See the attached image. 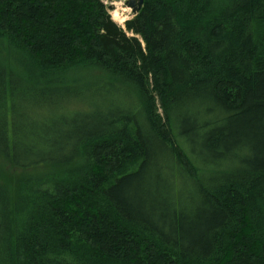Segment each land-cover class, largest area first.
Instances as JSON below:
<instances>
[{
	"label": "trees",
	"instance_id": "trees-1",
	"mask_svg": "<svg viewBox=\"0 0 264 264\" xmlns=\"http://www.w3.org/2000/svg\"><path fill=\"white\" fill-rule=\"evenodd\" d=\"M0 0V264H264V0Z\"/></svg>",
	"mask_w": 264,
	"mask_h": 264
},
{
	"label": "rangeland",
	"instance_id": "rangeland-1",
	"mask_svg": "<svg viewBox=\"0 0 264 264\" xmlns=\"http://www.w3.org/2000/svg\"><path fill=\"white\" fill-rule=\"evenodd\" d=\"M103 2H104V4L105 5H107L108 7H109V11L108 12H110V15H111V18H112V20L114 21V19L113 18H115L114 17V12L115 11H119V10H121V9H127V7H125L124 6V1L125 0H102ZM117 11V12H118ZM120 12V11H119ZM118 12V13H119ZM130 18H132V14H131V11H130V15L128 16V18L126 19V20H128V19H130ZM115 22V21H114ZM125 22V21H124ZM116 23V22H115ZM120 26H122L123 27V24L122 25H120Z\"/></svg>",
	"mask_w": 264,
	"mask_h": 264
},
{
	"label": "water",
	"instance_id": "water-1",
	"mask_svg": "<svg viewBox=\"0 0 264 264\" xmlns=\"http://www.w3.org/2000/svg\"><path fill=\"white\" fill-rule=\"evenodd\" d=\"M143 0H125L124 6L131 9L132 16L139 13L140 9L142 8Z\"/></svg>",
	"mask_w": 264,
	"mask_h": 264
},
{
	"label": "bare ground",
	"instance_id": "bare-ground-1",
	"mask_svg": "<svg viewBox=\"0 0 264 264\" xmlns=\"http://www.w3.org/2000/svg\"><path fill=\"white\" fill-rule=\"evenodd\" d=\"M127 9H129V8H127ZM117 11L114 12L115 18H113V19L116 22V24L122 25L124 23V21H126L128 16L130 15V12L126 11V9L119 10L120 11V12L118 11L119 13Z\"/></svg>",
	"mask_w": 264,
	"mask_h": 264
},
{
	"label": "clouds",
	"instance_id": "clouds-1",
	"mask_svg": "<svg viewBox=\"0 0 264 264\" xmlns=\"http://www.w3.org/2000/svg\"><path fill=\"white\" fill-rule=\"evenodd\" d=\"M126 11L130 12V11H131V9H126Z\"/></svg>",
	"mask_w": 264,
	"mask_h": 264
}]
</instances>
